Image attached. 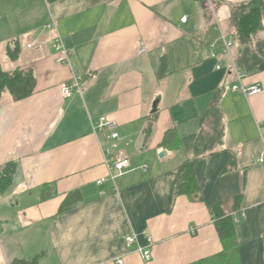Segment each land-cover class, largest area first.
Returning <instances> with one entry per match:
<instances>
[{
	"label": "crops",
	"instance_id": "obj_1",
	"mask_svg": "<svg viewBox=\"0 0 264 264\" xmlns=\"http://www.w3.org/2000/svg\"><path fill=\"white\" fill-rule=\"evenodd\" d=\"M250 1L0 0V69L36 79L29 98L1 100L0 172L10 162L17 171L0 193V264L38 255L39 264H145L138 247L150 239L149 264H195L223 251L217 201L236 219L238 264H264V5L263 27L248 44L231 22L234 7ZM58 36L73 50L67 62ZM236 84L263 91L247 98L230 91ZM100 117L116 123L130 159L115 184L110 142L93 131ZM189 161L197 196L177 192ZM75 191L81 201L60 212ZM133 235L137 245L128 248Z\"/></svg>",
	"mask_w": 264,
	"mask_h": 264
},
{
	"label": "trees",
	"instance_id": "obj_2",
	"mask_svg": "<svg viewBox=\"0 0 264 264\" xmlns=\"http://www.w3.org/2000/svg\"><path fill=\"white\" fill-rule=\"evenodd\" d=\"M263 5L262 0H252L247 4L234 7L231 22L237 31L239 40L243 44H248L252 37L262 29ZM17 52L18 49L14 52L10 51L9 53L13 59H16ZM35 89L36 79L32 71L16 70L14 72H6L0 69V108L1 100L4 94L9 93L15 101H19L29 98L34 93ZM210 115H212L215 120L214 133L220 137L221 122L219 120L221 113L216 104L212 106L209 112V116ZM149 120L154 122L155 117H153V119L150 117ZM152 122L146 129L145 135L147 139L151 138L154 131ZM175 134V130L170 129L166 134L163 146L171 147ZM214 144L215 143H213L210 147H207L206 145L202 155L213 152ZM16 171L17 164L15 162L8 163L2 169L0 172V193H5L11 187ZM178 172L179 182L177 192L189 195L193 193V195L197 196L198 192L194 173V162H186L181 168H179ZM52 189L54 190V186L43 188V200H48L53 197L51 192ZM80 201L81 194L79 191L70 193L61 205L60 212L71 210ZM212 214L223 244V251L215 257L202 260L195 264H238V244L235 236L236 219L234 215L227 214L218 201L212 208ZM40 258L41 255L35 256L32 259H15L10 264H39Z\"/></svg>",
	"mask_w": 264,
	"mask_h": 264
},
{
	"label": "built area",
	"instance_id": "obj_3",
	"mask_svg": "<svg viewBox=\"0 0 264 264\" xmlns=\"http://www.w3.org/2000/svg\"><path fill=\"white\" fill-rule=\"evenodd\" d=\"M187 17H184L182 21H186ZM47 28L51 29L52 26L49 25ZM234 46L233 41L225 42V49L224 53L229 54L231 49ZM31 47V46H29ZM55 49L61 55L60 61L67 62L69 56L73 52L72 49H68L60 36L56 37L55 39ZM216 55L213 54V58ZM218 70L221 69V66L217 67ZM240 77V76H239ZM78 90L81 92L82 90L79 87V84L75 83ZM230 91L232 93H241L247 98L257 96L262 93L263 89L261 86L256 85L254 87H247L243 84H236L231 87ZM72 93L71 86H65L63 88V94L65 97H70ZM117 125L114 121L109 120L107 117H100L96 123L93 124V131L96 135L104 136L107 141L110 142V147L104 149L105 157H106V164L109 170V180H111L114 184L116 181L117 173L123 172L127 169L130 165V159L126 154H124L120 150V135L116 132ZM258 131L260 134L261 139L264 141V123L258 125ZM259 162L264 163V151L259 157ZM117 172V173H116ZM108 179H101L97 181L98 185H102ZM150 245L146 248L138 247V252L141 254L145 264H149L153 258V244L152 240H149ZM126 245L128 248H131L134 245H137V236H129L126 239ZM117 264H124L123 260H118Z\"/></svg>",
	"mask_w": 264,
	"mask_h": 264
},
{
	"label": "water",
	"instance_id": "obj_4",
	"mask_svg": "<svg viewBox=\"0 0 264 264\" xmlns=\"http://www.w3.org/2000/svg\"><path fill=\"white\" fill-rule=\"evenodd\" d=\"M154 110H155V105H154Z\"/></svg>",
	"mask_w": 264,
	"mask_h": 264
}]
</instances>
